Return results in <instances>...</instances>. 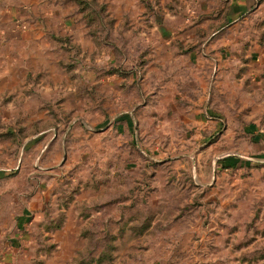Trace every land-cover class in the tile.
Segmentation results:
<instances>
[{
    "label": "rangeland",
    "instance_id": "obj_1",
    "mask_svg": "<svg viewBox=\"0 0 264 264\" xmlns=\"http://www.w3.org/2000/svg\"><path fill=\"white\" fill-rule=\"evenodd\" d=\"M21 1L2 24L30 12L47 31L36 49L0 38V167L32 181L26 255L264 264V10L220 68L159 33L190 0Z\"/></svg>",
    "mask_w": 264,
    "mask_h": 264
},
{
    "label": "crops",
    "instance_id": "obj_2",
    "mask_svg": "<svg viewBox=\"0 0 264 264\" xmlns=\"http://www.w3.org/2000/svg\"><path fill=\"white\" fill-rule=\"evenodd\" d=\"M21 3V0H0V14L3 9H5L4 7L15 10V6ZM24 4L26 5L28 3ZM189 4H195L193 7L195 12L191 15L188 13L187 17L183 18V20L181 19L182 22L178 25L172 24L169 25L168 28L165 27L159 31L164 40L169 44L177 43L179 48L180 46L187 47L188 45H196V48L198 45L202 44V49L200 46L196 48L197 53L215 51L217 57H215L216 59L214 62L217 67L224 68L229 65L237 66L239 57L238 55L234 57L233 53L237 52L239 49L241 50L240 45H238V39L245 35V33H242V31L237 28H239L241 22L247 20V17H243V15L247 14L246 16L249 17L253 13L259 14L261 10H264V0H190ZM26 9L28 11V7ZM216 9L219 10V13H215L216 15L213 16L212 14ZM14 13L13 11L12 14ZM188 15L190 17H188ZM15 18H21L19 23L23 22L26 26L23 28H19L18 26L15 27V21L13 23L8 21L14 20ZM193 18L200 20L198 24L199 27L190 28L186 25L187 20H193ZM31 19H34V17L30 15V12L21 17H12L10 15L3 25L2 22L4 19L0 15V38H9V40L11 39L12 41L11 43L14 44L19 37L27 36L29 37L28 42L30 46H34L35 49L41 48L44 42L43 36L47 34V31L44 30L43 27L31 26L29 23ZM211 19H216V21L221 22V24L214 29H208V22H210ZM229 35L231 37L225 39V37ZM200 36L205 37L203 41L201 39V42L197 40ZM228 53H231V56H229ZM194 56L196 58L199 57V63L202 61L200 60V56L193 53L192 57ZM193 61L194 60H192V62ZM4 74V72H0L1 81L5 80V77H3ZM12 76L15 77V75H11V77H6V80L13 81ZM31 182L29 175L25 173L16 174L15 171L8 167H0V264H42V261L43 264H63L60 255H26L25 249L30 250L33 242L31 235L25 233L26 229L31 231V226H33V224H30L31 220H28L30 215L27 213L28 210L30 211L28 206L33 202L32 198H29L32 195L33 188ZM22 204L24 206L23 209H21L20 213L16 214L15 210H17V206L21 208ZM35 216L40 217V214H35ZM19 240L27 244L26 248L22 250V252H24L10 255V252L15 249L14 244L18 243ZM7 252L9 253L4 254Z\"/></svg>",
    "mask_w": 264,
    "mask_h": 264
}]
</instances>
